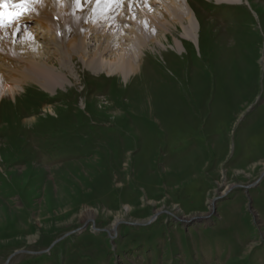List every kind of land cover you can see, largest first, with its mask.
Returning <instances> with one entry per match:
<instances>
[{
  "label": "rangeland",
  "instance_id": "1",
  "mask_svg": "<svg viewBox=\"0 0 264 264\" xmlns=\"http://www.w3.org/2000/svg\"><path fill=\"white\" fill-rule=\"evenodd\" d=\"M53 1L34 10L46 18ZM131 1L112 13L126 20L119 40L84 41L85 59L140 50L126 81L93 75L61 47L52 55L30 24L38 38L27 41L71 83L50 93L23 80L0 99V264H264V0L221 12L187 0L195 40L168 18L153 43L131 41V21L158 17L160 0ZM22 39L0 41V54L23 67ZM213 208L218 219L203 225L175 220Z\"/></svg>",
  "mask_w": 264,
  "mask_h": 264
},
{
  "label": "bare ground",
  "instance_id": "2",
  "mask_svg": "<svg viewBox=\"0 0 264 264\" xmlns=\"http://www.w3.org/2000/svg\"><path fill=\"white\" fill-rule=\"evenodd\" d=\"M153 1L157 0H132L131 2H128L130 3L128 6H133L135 9H139L141 7L149 8ZM213 1L217 4L241 3L240 0ZM124 2L125 0H121L118 5L113 4L107 6V14L104 16V19H98L95 23H92V20L90 21V13L88 15L84 13H76V16L79 17V19H76L72 15L73 7L71 5L63 2L58 3L56 1H53L49 6L50 13H47V15H49L48 17L45 18V15L35 14L36 10H34L32 17L30 15V17H26L24 21H33L35 19L34 22H36L44 32H46L47 40L52 46H54L53 49L55 52L52 55H60L61 47V49H64L62 51L64 54L62 55L72 57L73 54H78V58H80L82 62H85V68L93 75H97L101 72L107 76L116 74V76L119 75L120 78L126 81L131 74H134L137 71L140 64L139 57L142 52H138L140 50L135 49L133 47L134 45L130 48L124 45L120 50V53H117L115 56L109 58L103 57L104 52L109 49L108 46L98 49L96 52L94 51L88 59H85L84 55V50L86 48V43H84V41L90 39L89 37L96 39L97 42L102 37L107 41L110 38L113 40L115 36H117L118 40L122 37L125 27L121 25L120 27L118 26L119 24H124L126 20L120 16L118 20L114 19V17H112V13H109V9L114 8V13L117 10L116 8H121V6L125 4ZM160 3L162 7L160 9L161 13L158 17L142 15L143 18H139L140 20L133 19L131 21L135 30L132 31L133 36L130 40L141 43L142 40H144V43L151 41V43H153V41L159 42L155 35V29L159 28V30L161 29L163 32L169 18L173 23H176L181 27L183 37L190 41H194L198 24L195 15L192 13L193 10L187 4V0H160ZM101 26H103L105 31H102V33L98 35L97 27ZM71 27H74V31ZM149 27H151L152 30H149ZM110 28L111 30L108 32ZM12 31L13 30H11L10 33ZM151 33H153V35H151ZM21 43L22 44H16L15 48L13 46L14 51L17 52L19 50L22 53L31 54L27 59L23 57L20 58V60H24L23 64H25L23 67L19 64H14V58L4 57L0 54V99L3 96H14L19 90L18 87L20 88L23 80L33 82L41 89L50 93L54 87L61 85L65 82V80L66 82L71 83V81L60 72H54L55 67L50 65L47 61L50 56L45 59L41 58L42 55L38 48H35L34 42L29 43L24 37ZM57 44H60L58 48ZM174 45L175 47H181L177 41H174ZM41 61H43L42 64ZM41 65H43V69H39ZM51 110L53 109L51 108ZM86 212L87 213L85 215L89 216L92 214L90 210H86Z\"/></svg>",
  "mask_w": 264,
  "mask_h": 264
},
{
  "label": "snow or ice",
  "instance_id": "3",
  "mask_svg": "<svg viewBox=\"0 0 264 264\" xmlns=\"http://www.w3.org/2000/svg\"><path fill=\"white\" fill-rule=\"evenodd\" d=\"M60 3V0H57ZM85 3H92L94 7L90 11V19L95 22L103 18L107 12V6L119 4L120 0H84ZM41 3V0H0V27L5 26V21L13 22L18 17L30 14L32 8L30 6ZM73 7L72 15L76 16V12L82 8L81 0H71Z\"/></svg>",
  "mask_w": 264,
  "mask_h": 264
},
{
  "label": "water",
  "instance_id": "4",
  "mask_svg": "<svg viewBox=\"0 0 264 264\" xmlns=\"http://www.w3.org/2000/svg\"><path fill=\"white\" fill-rule=\"evenodd\" d=\"M156 217V216H155ZM203 218H207V217H199V218H196V219H194V220H201V219H203ZM192 220L193 219H191V220H189V222L188 223H191L192 222ZM179 221H182V220H179ZM183 222V221H182ZM184 222H186V221H184ZM87 225V224H86ZM135 225V224H134ZM137 225H139V226H142V224H137ZM96 231H103V232H107L106 230H97L96 229ZM17 253H19V252H16V254Z\"/></svg>",
  "mask_w": 264,
  "mask_h": 264
}]
</instances>
